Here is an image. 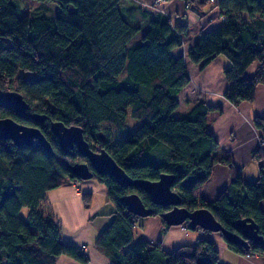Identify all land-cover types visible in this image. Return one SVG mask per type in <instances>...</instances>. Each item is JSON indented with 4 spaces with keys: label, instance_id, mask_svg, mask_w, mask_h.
<instances>
[{
    "label": "trees",
    "instance_id": "trees-1",
    "mask_svg": "<svg viewBox=\"0 0 264 264\" xmlns=\"http://www.w3.org/2000/svg\"><path fill=\"white\" fill-rule=\"evenodd\" d=\"M38 1L47 14L19 15L21 0H0V118L40 127L53 149L50 154L36 140L18 146L0 138V264H56L60 254L88 262L81 246L61 240L60 226L43 209L47 190L80 180L66 160L72 163L82 155L75 147L60 149L49 130L52 119L81 126L90 146L105 148L132 178L174 174L172 189L180 195L181 206L207 208L225 229L238 234L236 221L251 218L264 239V117L252 119L260 134L261 145L253 153L260 173L244 182L231 156L215 153L218 141L208 130L206 115L222 111L220 105L200 100L184 115H172L178 106L176 94L190 81L186 60L205 64L225 55L230 65L222 69L228 79L223 96L234 105L254 99L256 85L264 83V0H215L211 6V0H182L199 25L206 19L186 56L177 52L189 25L172 22L170 15L140 0ZM214 8L223 19L209 26ZM139 85L149 88V97ZM8 89L22 94L28 103L25 114L5 104ZM30 113L43 114L44 120L37 122ZM128 114L138 121L133 130L126 123ZM45 121L48 130L41 127ZM113 129L119 139L112 140ZM160 147L163 157L153 162L150 153ZM217 161L229 166L230 182L206 199L200 189ZM93 177L105 184L113 204L110 221L94 240L111 264L217 263L219 251L206 235L171 249L144 237L134 240L139 216L120 202L122 195L136 192L152 208L150 215L167 227H174L163 219L171 206L153 204L142 188L121 186L108 174L95 172ZM91 196L83 192L81 199ZM175 226L210 232L191 229L188 221ZM217 233L242 257L264 254V242H249L244 248Z\"/></svg>",
    "mask_w": 264,
    "mask_h": 264
},
{
    "label": "crops",
    "instance_id": "crops-1",
    "mask_svg": "<svg viewBox=\"0 0 264 264\" xmlns=\"http://www.w3.org/2000/svg\"><path fill=\"white\" fill-rule=\"evenodd\" d=\"M148 4L153 10L164 11L171 16L174 23H182L192 25L197 22L194 14L187 12L183 6L182 0H140ZM215 0H212L214 2ZM211 4V3H210ZM213 21L209 26L217 24L221 19L217 16V9L214 8L209 12ZM188 21V22H187ZM206 21L204 18L201 24ZM188 30V28H187ZM199 29L194 30L191 35L187 36V42L183 43L180 51L177 53L184 54L197 40ZM185 50V51H184ZM230 65V60L223 54H218L209 59L203 64V61L198 63L186 60V67L190 74V81L176 94L178 105L186 102L188 108L200 100H205L214 105H220L222 111L212 110L206 115L208 130L214 135L218 141V147L215 153L222 157L230 155L233 163L241 169V177L245 181L253 180L259 176V166L256 159L253 157L254 151L261 145L259 131L254 127L252 119L255 115L264 117V83H258L255 87L254 99L252 101L243 100L237 105L229 102L224 96L223 91L228 85V79L224 76L222 69ZM256 67V62L252 63L247 73L252 74ZM264 151V145H261ZM264 163V158L262 159ZM244 176V178H243ZM230 182V168L222 161H217L213 164L211 174L208 179L202 184L200 189L201 195L206 199L214 198L222 189ZM79 186L75 187L74 185ZM70 187V199L66 201L76 202L78 208L81 207L86 211L85 218L76 219V224L81 221V224L73 225V220L65 217L64 209L60 202L64 198L62 196H48L45 193L44 210L52 217L57 224L61 218L68 222V235L61 231V240L69 245L81 246L83 252L88 256L87 263H81L67 255L60 254L55 258L56 264H111L110 259L94 245L95 237L98 231L104 227L111 219L110 212L113 210V204L107 201L104 205L100 203L94 204L90 208H85L80 198L82 191H89L94 194L96 191L91 189V184L88 182L74 181ZM57 188L51 189L54 191ZM72 196L75 201H73ZM78 201V202H77ZM53 202L55 204L53 205ZM106 205V210L102 207ZM55 206V207H54ZM86 206V205H85ZM137 233L150 241H160L166 249L184 244L193 243L197 237L201 235L208 236L215 244L219 251V257L229 249L217 232H203L201 230H188L182 226L167 227L158 216L148 215L141 218L138 223ZM230 250V249H229ZM232 251V250H230ZM237 264H262L264 261L263 255H254L251 257L238 256Z\"/></svg>",
    "mask_w": 264,
    "mask_h": 264
},
{
    "label": "water",
    "instance_id": "water-1",
    "mask_svg": "<svg viewBox=\"0 0 264 264\" xmlns=\"http://www.w3.org/2000/svg\"><path fill=\"white\" fill-rule=\"evenodd\" d=\"M4 98L7 106L20 114L26 113L28 103L21 93L8 89L4 93ZM30 116L37 122H42L45 117L39 113H30ZM49 130L56 137L62 151L67 152L75 147L97 173L112 176L121 186H139L146 192L153 204L171 206L163 213L165 224L175 226L188 221L191 229L198 226L210 232H220L227 240L240 244L244 248L249 247V242H264L258 233L257 224L251 218H239L236 221L240 230L238 234L225 229L207 208L189 210L181 206L180 195L172 189L174 174L162 172L155 180L132 178L116 163L105 148L96 150L90 146L81 126L66 125L60 120L52 119L49 121ZM0 138L10 139L18 146L31 145L36 140L48 153L53 154L52 146L40 127L19 123L11 117L0 118ZM67 164L77 178L93 177V171L90 170L87 162L74 164L67 162ZM120 202L124 203L129 212L140 217H146L152 212V208L144 204L140 196L133 191L122 195Z\"/></svg>",
    "mask_w": 264,
    "mask_h": 264
},
{
    "label": "rangeland",
    "instance_id": "rangeland-1",
    "mask_svg": "<svg viewBox=\"0 0 264 264\" xmlns=\"http://www.w3.org/2000/svg\"><path fill=\"white\" fill-rule=\"evenodd\" d=\"M22 1V10L19 13V15H21L23 12H29V13H34V12H38V13H45L47 14L48 11L46 10L45 5L41 4L40 1L38 0H21ZM214 3L211 0V4ZM211 4L209 3V5L211 6ZM49 10V9H48ZM50 12V10H49ZM199 29V22H195L192 25L188 26V30L186 31L185 34H183V38L185 40V42H187V36L191 35L192 32L194 30ZM139 35L137 37H135L136 39H138ZM185 51V50H184ZM187 51V50H186ZM184 55L186 52H183ZM186 56V55H185ZM139 89L144 88L143 85H139L138 86ZM145 92L147 93V97H149V88H144ZM188 104L186 102L178 105L173 111H172V115L174 117H180L182 115H184V113L189 109L188 108ZM126 123L129 125V127L133 130L138 126V121L133 119L132 117H130V115L128 114L126 117ZM41 127L45 128L46 130H48L47 128V122H43L41 123ZM114 130V129H113ZM114 134L112 135V140H116L119 139L120 136L118 134V132L116 130H114L113 132ZM150 157L151 160L153 162H157L158 159H161L163 157V150L162 148H157L154 149L151 153H150ZM160 157V158H159ZM241 172V169H240ZM244 178V176H243ZM256 179V178H254ZM253 179V180H254ZM243 180V179H242ZM77 181V180H75ZM244 182H249V181H245ZM79 182H88L89 184H91V189H94L96 192L94 194H92L91 198L88 199V201H84L82 199V203L86 202V204H83V206L85 208H90L92 207L94 204L96 203H100L101 205H104L105 203H107L108 198H107V193H106V186L103 182H100L99 179L97 178H89V179H80ZM71 183H74V181L71 182H67V183H63L62 185H59L60 189H56L54 191H50L47 190L45 193H47L48 196H62V198H64L62 201H58L61 204L62 208L64 209V215L65 217L72 219V216H74V213L76 212V219H81L82 217L85 218L86 215V211H84V209L81 207V209H79L77 206L78 204L76 202H72V201H66L67 199H70V196L67 193H70V187L68 185H71ZM76 188L79 187L76 185H74ZM57 188V187H55ZM54 189V188H52ZM83 192H89V191H82L81 194ZM81 194H80V198H81ZM46 195V194H45ZM72 200L75 201L74 197L72 196ZM78 202V201H77ZM55 204V202H53V205ZM112 204V203H109ZM86 205V206H85ZM55 207V206H54ZM104 210H106V205L104 207H102ZM44 209V208H43ZM27 211V208H23L21 210V215L24 216L25 213ZM141 218H138L135 227H134V240H136L139 237H142L140 233H137V227H138V223L141 222ZM76 219H72L73 221V225H77V224H81V221H78V223L76 224ZM61 222H59L60 224H58L60 227L62 226L63 228V232L66 233L67 229H68V222L66 219L61 218L60 219ZM62 231V229H61ZM69 233H71V231H69L68 233H66L65 235H68ZM227 251H224V253H222V255L219 257V260L217 261L216 264H237L238 262V256H240L238 253L234 252V251H230L229 249H226ZM242 257V256H240Z\"/></svg>",
    "mask_w": 264,
    "mask_h": 264
},
{
    "label": "flooded vegetation",
    "instance_id": "flooded-vegetation-1",
    "mask_svg": "<svg viewBox=\"0 0 264 264\" xmlns=\"http://www.w3.org/2000/svg\"><path fill=\"white\" fill-rule=\"evenodd\" d=\"M67 162H69L68 161V159L66 160ZM77 162H87L88 163V166H89V168H90V170H92L93 171V175H94V173L96 172V171H94V169L91 167V165L89 164V162L86 160V158L85 157H83L82 156V158H80V160H75L74 162H70L71 164H74V163H77ZM97 173V172H96Z\"/></svg>",
    "mask_w": 264,
    "mask_h": 264
},
{
    "label": "built area",
    "instance_id": "built-area-1",
    "mask_svg": "<svg viewBox=\"0 0 264 264\" xmlns=\"http://www.w3.org/2000/svg\"><path fill=\"white\" fill-rule=\"evenodd\" d=\"M220 19H223V17H220ZM96 150L98 149V148H95ZM263 256H264V254H263ZM243 257H246V258H248V257H251L250 255H243ZM262 264H264V261H263V263Z\"/></svg>",
    "mask_w": 264,
    "mask_h": 264
}]
</instances>
